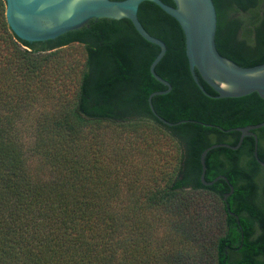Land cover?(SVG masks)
<instances>
[{
	"label": "trees",
	"instance_id": "16d2710c",
	"mask_svg": "<svg viewBox=\"0 0 264 264\" xmlns=\"http://www.w3.org/2000/svg\"><path fill=\"white\" fill-rule=\"evenodd\" d=\"M213 3L219 53L241 66L263 63L264 0ZM5 7L0 0V264H185L179 216L190 194L208 190L221 199L230 187L223 179L200 181V153L213 130L203 122L217 121L218 105L192 79L179 23L151 1L139 5L144 28L166 44L155 72L172 88L151 98L155 111L171 122L200 121L167 126L147 100L166 89L149 71L160 48L130 20L92 19L28 42L11 31ZM74 43L83 47L82 61ZM244 99L252 105L248 121L264 120V99L256 92ZM108 124L109 136L100 131ZM166 139L179 150L172 170L132 163L139 144L159 152ZM253 149L245 139L236 151L213 148L205 158V180L228 178L229 207L239 217L224 209L215 264H264V213L253 214L252 202L264 192V167ZM255 218L262 230L251 238Z\"/></svg>",
	"mask_w": 264,
	"mask_h": 264
},
{
	"label": "water",
	"instance_id": "95a60500",
	"mask_svg": "<svg viewBox=\"0 0 264 264\" xmlns=\"http://www.w3.org/2000/svg\"><path fill=\"white\" fill-rule=\"evenodd\" d=\"M151 1L165 13L173 17L180 25L185 42V54L191 75L204 94L207 92L199 83L195 70L202 79L217 93L216 98H236L256 92L264 99V62L253 66H241L233 60L221 55L216 48L215 34L217 14L213 0H173L174 5L162 0H5V19L11 31L21 40L28 42L52 40L68 32L82 28L92 19L127 18L138 34L146 41L157 45L160 50L149 65L151 75L166 89L152 91L148 96L151 112L163 124L174 126L193 119L171 122L159 115L152 104L155 95L168 93L172 86L155 72V66L166 51V44L160 38L151 35L138 19V8L141 2ZM205 124V123H203ZM264 126V120L245 127L235 129L241 132L236 145L212 144L200 153V181L205 186L212 185L218 179L227 182L230 190L223 199L232 194L233 186L225 175H217L212 180H205V158L209 150L216 147L236 149L245 136L253 135L254 155H257V139L251 129ZM264 164L263 162L259 161ZM234 214L233 212H229ZM237 221L238 216L235 215Z\"/></svg>",
	"mask_w": 264,
	"mask_h": 264
},
{
	"label": "rangeland",
	"instance_id": "374dc122",
	"mask_svg": "<svg viewBox=\"0 0 264 264\" xmlns=\"http://www.w3.org/2000/svg\"><path fill=\"white\" fill-rule=\"evenodd\" d=\"M71 50L79 57L80 61L84 58L83 47L77 43L71 45ZM75 86L69 83L66 88L71 92ZM101 132H106V135L112 134V125L100 127ZM29 143V139H26ZM170 140L166 139L163 143V149L158 152L155 148H150L148 145H143L140 150V145L134 149V157L132 163L150 165L160 168H165L167 171L172 170L175 165L178 151L168 149ZM140 143V141H139ZM142 143V142H141ZM164 144H167V148ZM29 145V144H28ZM144 146L148 148H144ZM158 146H156L157 148ZM145 149V150H144ZM140 151V152H139ZM32 166L37 164V160L32 159ZM186 207L179 216L180 222L183 223L184 234L186 236V250L181 260L185 264H215V245L217 238L223 234L224 211L222 209L221 199L208 190L193 191ZM163 228L159 227L157 231L162 232Z\"/></svg>",
	"mask_w": 264,
	"mask_h": 264
},
{
	"label": "flooded vegetation",
	"instance_id": "af4514ba",
	"mask_svg": "<svg viewBox=\"0 0 264 264\" xmlns=\"http://www.w3.org/2000/svg\"><path fill=\"white\" fill-rule=\"evenodd\" d=\"M189 68V66H188ZM190 72V69H189ZM195 73L198 77V81L199 83L203 86L204 90L207 92L208 97H210L213 100H217V105L216 106V110H218V119L217 121H213L211 123H205L203 125L212 128V131H209L206 136L207 139L209 141H211V144H228V145H236L238 142V139L240 137L241 132L235 128L237 127H245L248 125H253L259 122H252V121H248L249 119H251L248 114H251V108L252 105L251 103H246V100L244 99V96L242 97H236V99H232V98H216L215 96L217 95V93L214 91V89L209 86L203 79L202 77L199 75L198 71L195 70ZM191 74V72H190ZM192 76V75H191ZM193 79V77H192ZM194 81V79H193ZM204 82V83H203ZM195 83V81H194ZM196 84V83H195ZM206 85V87H205ZM197 86V84H196ZM198 87V86H197ZM199 88V87H198ZM199 90L202 92V90L199 88ZM210 90V91H209ZM203 93V92H202ZM204 94V93H203ZM247 96V95H245ZM247 108L249 109V111L247 110ZM248 111V113H247ZM247 113V114H246ZM194 120V119H193ZM198 121V120H195ZM263 121V120H262ZM200 122V121H198ZM204 123V122H203ZM252 133H254V135L256 136L257 139V155H258V159L259 161L264 163V126L256 128V129H251L250 130ZM237 139L236 144H234V141ZM245 139H248L249 141L254 142L255 141V137L253 135H249V136H245L240 144V146L243 144V141ZM209 145V146H210ZM240 146L236 149H232V148H228V147H216V148H226L227 150H232V151H236L240 148ZM208 147V146H207ZM258 148H260V156L258 154ZM253 158L255 160V162L257 164H259L260 166L264 167V164L260 163L254 155V150H253ZM219 159L223 162H226V160H228V158L225 156L224 153H220L219 154ZM247 161V158L245 156L242 157V164H245ZM259 179L257 180V182L259 183V185H261V183L259 182ZM259 193L254 194L253 196V203L256 205L257 212L256 210L253 212V214H257L258 211L263 212L264 213V195H263V191H258ZM226 193V192H225ZM224 193V194H225ZM233 193V192H232ZM221 197V203H222V209L224 211V209H227V212L229 213L230 211H232V209L229 207L230 205V196H227L226 200L223 199V196ZM234 213V212H233ZM226 212L224 211V225L225 224V219H226ZM229 215L233 216L235 219V215L237 214H230ZM238 216V215H237ZM239 219V217H238ZM237 220V219H236ZM253 232L251 235V238H257L259 236V234L261 233V227L260 224L258 223L257 219H253Z\"/></svg>",
	"mask_w": 264,
	"mask_h": 264
}]
</instances>
